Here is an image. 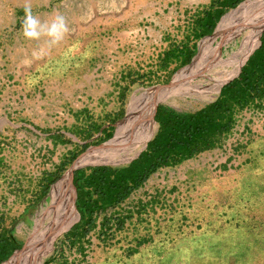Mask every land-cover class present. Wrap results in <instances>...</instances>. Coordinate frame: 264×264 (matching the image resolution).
<instances>
[{
	"label": "rangeland",
	"instance_id": "1",
	"mask_svg": "<svg viewBox=\"0 0 264 264\" xmlns=\"http://www.w3.org/2000/svg\"><path fill=\"white\" fill-rule=\"evenodd\" d=\"M221 1L0 0V234L18 242L0 264H16L51 231L40 264H91L97 246L136 242L170 247L183 264H212L219 255L227 264H264V98L239 106L229 97L231 126L214 146L158 168L92 223L76 204L74 171L127 165L155 134L159 108L190 113L214 101L260 46L264 26L237 74L197 97L200 65L240 47L236 36H214L220 24L256 0L223 8L204 33L200 22ZM26 4L42 20L63 14L69 33L52 47L25 38ZM252 16L240 14L238 27ZM157 88L163 98L153 105L150 135L121 151L114 142L130 145L126 124ZM61 180L70 207L53 191Z\"/></svg>",
	"mask_w": 264,
	"mask_h": 264
},
{
	"label": "trees",
	"instance_id": "2",
	"mask_svg": "<svg viewBox=\"0 0 264 264\" xmlns=\"http://www.w3.org/2000/svg\"><path fill=\"white\" fill-rule=\"evenodd\" d=\"M238 1L222 0L207 11L200 22L203 32L211 31L223 8L234 6ZM229 97L239 106L264 98V32L260 46L241 67L239 75L222 87L217 99L190 113L159 108L156 113L159 128L155 137L127 165L116 168L92 166L89 174L83 170L74 171L80 219L85 218L86 224L92 223L95 213L104 210L105 206L123 202L158 168L175 165L214 146L215 138L231 126L233 103H229ZM17 244L10 233L0 234V263L17 249Z\"/></svg>",
	"mask_w": 264,
	"mask_h": 264
},
{
	"label": "bare ground",
	"instance_id": "3",
	"mask_svg": "<svg viewBox=\"0 0 264 264\" xmlns=\"http://www.w3.org/2000/svg\"><path fill=\"white\" fill-rule=\"evenodd\" d=\"M245 12H250L253 14V16L247 23L242 25V28H240L237 25L238 18L240 14L243 15ZM263 26L264 0H256L250 6L232 12L225 20L222 21L217 33L214 36L217 38H226L228 40L233 39L236 36V38L240 40V47L235 52H233V54L230 56V59L228 60L215 62L213 64L203 63L202 65H200L202 70L201 76L204 77V81H201L202 84L199 85L200 88L197 91V97L202 99L209 97L210 94L218 91L220 85L224 81L237 74L248 53L255 45L259 31ZM162 98L163 96L158 88L156 90H150L147 93L144 101L140 105L139 109L130 116L128 123L126 124L125 128L129 133L132 134L133 141H131L129 146L127 145V147H124L125 145L122 144V140L121 138H119L114 142V145L120 147L122 149L121 151L124 152L131 145L140 144L144 140H146L154 126L152 118L153 105L156 101L162 100ZM105 155L106 152L103 151L102 156ZM53 191L55 192L56 197L60 198V200L63 199L64 202L66 201V204L70 207L71 196L69 194V191L67 193V191L65 190L63 180H61L54 186ZM59 211H62V209L60 210L59 208ZM68 221L66 220V224ZM54 235L55 232L51 231L50 234L47 235L46 239L39 245L28 248L16 264H40V259L45 254H47L48 250L50 249V244Z\"/></svg>",
	"mask_w": 264,
	"mask_h": 264
},
{
	"label": "crops",
	"instance_id": "4",
	"mask_svg": "<svg viewBox=\"0 0 264 264\" xmlns=\"http://www.w3.org/2000/svg\"><path fill=\"white\" fill-rule=\"evenodd\" d=\"M212 36L209 37V39H211ZM158 128H159V124H158ZM158 128L155 134L148 141L152 140L155 137ZM146 145L147 143L145 144L144 148L141 151L146 149ZM141 151H139V154ZM130 195L124 201H126L130 197ZM158 245H159L158 242H136L134 245L131 246H129V244H126L124 246L100 245L97 246L92 253H89L90 256L89 259L92 261L91 264H169L170 263L169 260L172 258L171 261L174 264L177 263L183 264V261L180 262L176 261L177 259L175 258L176 252H174L172 249H169L170 247L167 248L166 250H163L160 249L161 245L160 246ZM166 246L168 247V244H165L163 248H165ZM179 259L181 258L179 257ZM212 264H227V261L222 255H219L212 262Z\"/></svg>",
	"mask_w": 264,
	"mask_h": 264
},
{
	"label": "clouds",
	"instance_id": "5",
	"mask_svg": "<svg viewBox=\"0 0 264 264\" xmlns=\"http://www.w3.org/2000/svg\"><path fill=\"white\" fill-rule=\"evenodd\" d=\"M23 12L22 34L29 40L40 41L42 38H46V43L52 47L59 44L70 31L67 18L63 14L58 13L50 20H42L33 13L30 4L24 6ZM33 58H40L37 52L33 53Z\"/></svg>",
	"mask_w": 264,
	"mask_h": 264
},
{
	"label": "water",
	"instance_id": "6",
	"mask_svg": "<svg viewBox=\"0 0 264 264\" xmlns=\"http://www.w3.org/2000/svg\"><path fill=\"white\" fill-rule=\"evenodd\" d=\"M138 154H139V152L137 153V155H138ZM137 155H136V156H137ZM136 156H135V157H136ZM135 157H133V158H135ZM133 158H132V159H133ZM73 168H74V167H73ZM70 179H72V174L70 175Z\"/></svg>",
	"mask_w": 264,
	"mask_h": 264
}]
</instances>
